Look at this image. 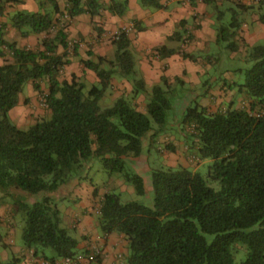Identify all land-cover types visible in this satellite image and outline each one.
<instances>
[{
  "label": "trees",
  "instance_id": "trees-1",
  "mask_svg": "<svg viewBox=\"0 0 264 264\" xmlns=\"http://www.w3.org/2000/svg\"><path fill=\"white\" fill-rule=\"evenodd\" d=\"M45 1L52 5L51 10H45L41 2V11L18 12L12 18L13 27L23 36L46 34L43 49L19 48L6 41L0 24V52L6 47L13 56L0 66V207L8 197L23 196L20 192L28 195L14 201L12 215H21L24 222L26 248L49 264H56L76 260L80 244L71 234L74 229L62 226L58 194L71 184L79 185L87 164L99 160L107 173L122 175L139 196H144V179L127 170L128 162L141 157L144 140L151 132H165L173 105L169 88L161 86L153 87L145 113L137 109L134 97L121 96L113 103L107 98L117 73L133 80L134 96L146 93L144 79L137 77L131 40L125 30L113 38V61L101 56L96 62L83 61L84 67L97 75L98 84L90 87L75 75L60 81L69 60L58 56L57 51L62 46L68 52V34L64 26L50 35L61 10L56 0ZM20 2L0 0V16L9 4ZM139 2L152 10L164 8L161 0ZM66 3L70 20L83 14L95 17L103 10L123 16L129 6V0H111L107 7L100 0ZM256 6L263 12L260 21L264 24V0H258ZM235 35L222 26L218 41H229ZM180 38L177 32L171 40ZM228 48L238 50L235 43ZM245 48L250 67L242 70L244 80L235 85L250 101V109L210 113L196 104L184 111L181 120L182 126L190 129L186 138L198 151L199 159L213 161L209 176L220 183L221 189L216 191L199 173L179 167L152 172L153 207L140 202L123 204L120 195L113 192L103 196L99 229L106 236H124L129 250L125 264H264V113L255 112L264 106V42ZM78 51L76 46L73 52L76 55ZM158 52L166 57L176 50L163 47ZM42 81L49 85L43 100L51 119L41 118L22 130L9 114L19 105L25 86L32 82L41 92ZM104 99L110 106H101ZM238 246L246 248L240 263L236 261ZM46 249L53 255L48 256ZM101 261L96 256L90 264Z\"/></svg>",
  "mask_w": 264,
  "mask_h": 264
},
{
  "label": "crops",
  "instance_id": "crops-1",
  "mask_svg": "<svg viewBox=\"0 0 264 264\" xmlns=\"http://www.w3.org/2000/svg\"><path fill=\"white\" fill-rule=\"evenodd\" d=\"M56 1L61 10V13L55 17L58 23L66 17L67 3L66 0ZM100 1L105 7L111 2V0ZM257 2L258 0H232L226 3L196 1L193 5L183 4L179 0H161L164 8L152 10L144 8L139 0H129L128 10L123 16H115L107 10H103L100 15L95 17L83 14L69 19L70 22H67L66 26L68 41L69 43L71 40L79 41L82 47L78 54L75 55L73 52L70 55L67 50L59 46L57 55L66 56V60H69V64L61 71L62 79L59 77V80H71L75 75L87 84H98L97 75L85 68L83 61L96 62L99 56L108 59L115 47L113 37L117 32L126 29L131 40L130 50L134 57L135 70L143 76L146 93L134 96L133 80L117 73L112 77L111 89L108 91L109 94L107 93V98L111 103L121 96L134 97L137 109L145 113L153 87L161 86L160 84L164 83L169 90H172L176 82H179L183 88L198 87L202 83L200 81L202 78L209 77L210 79L206 80L201 93L197 94V91L191 93L197 98L202 97V102L199 105L205 107L210 113L223 112V110L225 112L230 108L239 109L241 102L248 99L244 93L239 92L235 85L237 76L244 75L243 69L227 68L226 66H229L230 61L234 60L237 54L245 52V46L252 47L264 42V24L260 21L261 15L255 12L250 14L251 7L256 6ZM39 4V0H23L21 4L15 3L7 6L4 15L0 16V24L4 26L6 41L16 43L19 48L43 49L42 40L46 34L29 33L23 36L22 32L12 25V18L16 13L39 12L41 7ZM225 4L230 8L224 10ZM213 5L216 7L215 9L211 8ZM245 5L248 6L247 9H245ZM236 8L238 10H235ZM226 11L232 13L235 18L248 16V19L239 20L238 26L234 29L225 26L228 27L230 34L236 32V35L229 41L219 43V29L223 26L221 20L226 15L224 14ZM177 32L181 34V38L171 40V37ZM230 43H235L238 50L230 51L228 48ZM212 45L218 48H227L231 52L230 56H222V53L219 52L212 53ZM163 47L168 50H176V53L161 57L158 50ZM184 54L190 57L184 58ZM12 59L10 51L6 47H2L0 66ZM221 72L229 82L217 86V90L214 91L210 83L216 82L217 76L222 74ZM40 85L41 92H38L34 89L33 83L29 82L27 84L28 96L22 92L19 105L10 112L11 116L18 121L17 127L26 124L34 125L39 119L51 115L49 110L43 109L44 104H42L43 96L49 92L48 82L42 81ZM236 99L238 100L237 104L235 103ZM185 105L190 106L191 103L188 101ZM173 111L180 112L177 107H174ZM171 123V119H169L168 128L172 126ZM178 125L181 126L180 121ZM178 130L180 132V127ZM165 138L171 141V146L167 150L161 148L160 152L167 165L189 167L188 154L184 149L187 148L185 146L187 141L182 140L176 134L163 133L158 136L155 132H151L144 140L142 153L146 149L154 148L157 142H164ZM144 155L142 154L141 157ZM69 187H73L72 194L76 197L77 211L66 207L65 220L73 222V218L77 217V222H80L78 232L82 238L75 264H90L91 257L96 256L101 258V264H125L129 250L128 242L124 236L116 233L106 236L100 233L99 226L94 225L93 219L89 215H82V213H86L85 209L91 207L94 188L89 187L86 183L77 186L71 184ZM9 206L11 205L5 203L0 207V224H7L9 219H7L6 211ZM10 211H12V207ZM4 214L5 216H3ZM6 248L11 247L7 246ZM12 253V262L7 260V263L2 264H12L13 262L16 264H49L44 258L35 255L33 250L27 249L25 245L17 252ZM20 260L22 263H18ZM62 263L63 261L60 260L56 264Z\"/></svg>",
  "mask_w": 264,
  "mask_h": 264
},
{
  "label": "rangeland",
  "instance_id": "rangeland-1",
  "mask_svg": "<svg viewBox=\"0 0 264 264\" xmlns=\"http://www.w3.org/2000/svg\"><path fill=\"white\" fill-rule=\"evenodd\" d=\"M21 1L20 4L23 2V0H19ZM118 2H123L124 0H116ZM232 0H223V1H215V2H220V3H226V2H230ZM40 4L41 2L45 4V10H51L52 9V5L47 3L45 0H39ZM39 4V5H40ZM245 7H248L245 5ZM212 9H215L216 7L213 5L211 6ZM225 8H230L229 6H227V4L224 5V10H226ZM235 10H238L237 8ZM41 11V8H40ZM256 13L258 15H262L263 12L262 10H260L257 6H252L251 7V13ZM224 17L222 18V25L223 26H228L230 29H234L238 26V21L242 19V21L244 19H248V16H245L244 18L240 16H238V18H235V16L230 13L229 11H226V13L224 12ZM240 15V13H239ZM67 22H70L69 18L66 16L64 18V20L62 21H58L57 24H55V26L51 29L50 31V35H53L56 33L57 30H59V28L62 27H66L67 26ZM59 25V26H58ZM71 42H73L71 40ZM250 49V48H249ZM115 51L116 48L114 47V50L111 54V56L108 58L109 61H113L115 58ZM212 53H222V56H230L231 52L227 49V48H223V47H216L214 45H212V49H211ZM70 55L73 53V51H69ZM248 48H245V52L242 54H237V56L235 57L234 60L230 61L229 66H226L227 68H233V69H246L248 67H250V64L248 62ZM104 68H109V66L105 65ZM222 74H219V76H217V81L216 82H211L210 85H212L211 87L214 89V91L217 90V86L222 85L223 83H227V81L229 82V80L223 75V72H221ZM62 73H60L59 77L60 79H62ZM137 77L138 79L143 78V76L141 75V73L137 72ZM213 77V75H212ZM208 78H202L200 81L202 82L198 87H194V86H189L186 88H183L181 84H179V82L175 83V85L173 86L172 90H170V98H171V102L174 107H177L178 110L180 112L176 113L172 111L169 113V119H171V127L167 128L165 130L164 133H170V134H176L177 136H179L182 140L187 141L186 142V147L185 152L188 154V162L190 164L189 167H186L188 169H190L193 172L199 173L206 181L207 184L212 187L213 189H215L216 191H219L221 189V185L218 181H214L210 178L209 176V170L210 167L213 164L212 160H202L200 163L199 157H198V151L196 149H194L192 147L191 144V140L189 141L186 138V134L187 132H190L189 128L183 127L181 124V120L183 117V113L184 111L190 107V106H195L196 104H200L202 102V97H196L191 95L192 92L197 91V94L203 89L206 80L208 81ZM237 83H241L244 80V75H238L237 76ZM197 84V83H195ZM93 85V84H89L88 86ZM161 87L165 88L166 90L168 89L167 86L164 83L160 84ZM91 87V86H90ZM89 87V88H90ZM153 89V88H152ZM24 94L26 96H28V87L27 85L24 88ZM152 90L150 91L151 94ZM109 94V92H108ZM107 94V96H108ZM45 96V95H44ZM43 96V97H44ZM128 99H133V97H127ZM42 101L44 102L43 98ZM41 101V102H42ZM188 101L191 103L190 106H186L185 104L188 103ZM42 102V104H44ZM243 102V101H242ZM240 104L239 109H250V101L248 99H245V101ZM149 103V100H148ZM235 103H238V100H235ZM44 106V105H43ZM101 106L104 107H108L110 106L109 100L104 99L101 102ZM43 109H47V107H43ZM224 112V110H223ZM255 112L264 113V106L263 107H258L256 109ZM216 113V112H213ZM9 117L11 119V121L17 125L18 121L16 119H14L11 116V113L9 114ZM45 119H51V115L48 116ZM180 121V125H178ZM32 125H22L19 128L22 130H28ZM155 129H158V126L156 124H154ZM179 127H180V132H179ZM163 134V133H161ZM158 136H160V134H158ZM146 140V139H145ZM145 142V141H144ZM171 141L170 140H166V138L164 139V142H157V144L155 145L154 148H151L150 150L146 149V151H144L145 154L144 157H141V159H137L136 161H132L130 160L128 162V166H127V170L130 173L133 174H137L140 175L145 182V190L146 193L144 196H139L134 188V186L127 182L125 180V178L122 175L119 174H114V175H110L109 173H107V171H105V169L103 168L102 163L99 160H94L90 163L87 164L86 169L84 170V172L81 174L82 175V180L80 184L86 183L89 185V187L94 188V193L96 192V195H94L93 193V201L91 203V207L88 209H85L84 211L86 213H82V215H89L92 219H93V223L96 226H99L98 224V210L100 207V203L101 200L103 198V196L107 193V192H113L116 193L118 195H120L121 197V202L123 204L126 203H130V202H140L148 207H153L154 206V201H155V196H154V192H153V187H152V172L154 170H166L169 168H179V167H183L181 165H178L176 167H170L167 165L166 160L163 156V154H161V148H164L165 150L169 149V146H171ZM185 143V142H184ZM70 186V185H69ZM65 187L59 194H58V203H59V209L61 210L62 213V226L65 228H69L72 230V228L75 230H73L71 232L72 235H74L76 238L79 239V241L82 240L80 233L78 232V224L80 222H77V217L73 218V222H68L65 220V208L66 207H70L72 210L77 211L76 209V197L73 196L72 191H73V187ZM77 186V184L75 185ZM23 196L20 197H15L11 198L8 197L5 199V203L10 204L11 206L7 207V211H6V215L8 214V222L7 224H0V236L2 237V242L0 243V264L5 263L7 260L12 262L13 259V253L12 252H17V250H19L20 248L24 247V241H23V237H22V233H23V228H24V222L21 219V215H16V218L13 217V212L10 211L11 207H13L14 205V201L15 200H19V199H25L27 198V194L24 192H20ZM73 197V198H72ZM72 198V200H71ZM90 209V210H89ZM13 210V209H12ZM5 216V214L3 215ZM79 218V217H78ZM6 219V220H7ZM72 224V227H71ZM8 225V226H7ZM10 229V231H9ZM100 230V229H99ZM100 233H102L100 231ZM6 242L8 247L11 248H5L4 247V243ZM236 261L237 263L242 262L245 259V253H246V248L243 246H238L236 249ZM45 253L48 256H52L53 252L50 249H46ZM15 255H17L16 253H14ZM7 257V258H5ZM9 261V262H10ZM7 263V262H6ZM18 263H22V260H20Z\"/></svg>",
  "mask_w": 264,
  "mask_h": 264
},
{
  "label": "built area",
  "instance_id": "built-area-1",
  "mask_svg": "<svg viewBox=\"0 0 264 264\" xmlns=\"http://www.w3.org/2000/svg\"><path fill=\"white\" fill-rule=\"evenodd\" d=\"M179 1L181 3H183V4L190 3L189 0H179ZM195 1H205V0H195ZM213 1H223V0H213ZM123 30L127 31L126 29H123ZM119 34H120V31L117 32L114 37H116ZM76 46H78L79 49L82 47L81 43L79 41H73V42L69 43L68 52L71 51V50L74 51ZM44 106L47 107V105L45 103H44ZM91 258L93 259V257H91ZM62 261H63L62 264H75V262H76V260H71V259H65V260H62Z\"/></svg>",
  "mask_w": 264,
  "mask_h": 264
}]
</instances>
